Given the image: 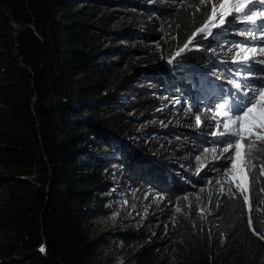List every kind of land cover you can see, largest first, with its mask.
<instances>
[{"label":"trees","instance_id":"16d2710c","mask_svg":"<svg viewBox=\"0 0 264 264\" xmlns=\"http://www.w3.org/2000/svg\"><path fill=\"white\" fill-rule=\"evenodd\" d=\"M85 1L0 0V264H103L101 254L110 251L109 240L90 238V222L107 213L100 194L115 155L107 136L133 133L116 101V52L105 45V13ZM215 2L154 0L150 9L172 24L183 46ZM202 35L182 64L226 74L206 55L219 39ZM196 144L188 150L202 159V173L186 175L192 185L145 178L146 167L132 170L139 189L156 190L164 211L179 213L173 236L137 238L130 264H165L169 251L177 264H262L264 152L254 148L249 161L243 148L245 202L239 180L212 188L208 170L221 162L210 158L207 138ZM209 223L223 236L213 238Z\"/></svg>","mask_w":264,"mask_h":264},{"label":"rangeland","instance_id":"374dc122","mask_svg":"<svg viewBox=\"0 0 264 264\" xmlns=\"http://www.w3.org/2000/svg\"><path fill=\"white\" fill-rule=\"evenodd\" d=\"M90 4L93 9L105 13V25L101 27L105 45L116 52L111 67L115 83L120 86L116 101L119 111L125 115V121L129 123L130 117L133 134L107 136L114 144L111 152L115 154L111 169L105 176L107 191L100 194L107 199V213L93 218L89 235L91 239L109 240L110 251L100 257L103 264H130L139 246L137 238L151 235L161 242L163 237L173 236L179 213L172 209L165 212L156 190L139 189L137 175H133L132 170L146 167L145 178L165 176L174 182L176 179L178 183L191 184L186 175L199 178L202 172L198 174L197 170L202 159L192 157L188 147L196 146L204 137L213 143L210 158L221 162L208 170L207 180L212 188L221 190L229 180H239L248 193L245 165L243 173L226 176L225 180L221 178L226 163L222 157L232 155V150L222 152L221 142L228 138L227 133H211L216 131L214 125L217 120L221 123L224 120V117L214 118L213 115L220 94L216 89L232 88L228 83L230 70L238 67L229 62L232 53L228 49L237 43L247 44L251 38L238 34L237 30L245 27L243 23L233 24L229 31H223L229 28L232 16L226 18L224 25L212 29L213 35L209 38L219 41L216 44L213 40L215 44L210 46L206 55L217 67L227 69L226 74L219 75L210 66L202 68L182 64L183 55L190 50H185L171 64L168 63L182 46L177 44L172 24L161 21L151 11L154 0L85 1V5ZM216 33L221 35L216 36ZM193 46L195 43L189 47L194 51L198 49ZM253 55L249 53V62ZM249 82L259 83L258 80ZM211 84H214L212 91ZM197 115L200 125L195 124ZM219 131L224 132L222 126ZM204 217L205 213L201 210L199 221ZM200 225H203L202 222ZM209 229L215 239L224 234L218 224L213 223ZM169 244H173L171 240ZM159 249L163 252L162 247ZM165 264H177L176 252L167 253Z\"/></svg>","mask_w":264,"mask_h":264},{"label":"snow or ice","instance_id":"6c2138e0","mask_svg":"<svg viewBox=\"0 0 264 264\" xmlns=\"http://www.w3.org/2000/svg\"><path fill=\"white\" fill-rule=\"evenodd\" d=\"M207 3L209 0H197L198 5ZM204 15L206 22L196 29L192 37L176 51L168 63L171 64L172 60L185 50H193L189 46L197 35L203 34L202 39L213 35L212 29L224 25L229 16L233 18L228 22L229 28L223 31H229L233 24L243 23L245 27L237 30L238 34L251 38L247 44L237 43L228 49L232 53L229 62L237 64L238 67L230 70L231 78L228 83L232 86V90H220L217 110L213 114L214 118L224 117V120L222 123L217 120L214 125L216 131L211 134L227 133L228 138L221 142L222 152L227 153L232 150V155L222 157L226 161L223 166L225 172L221 173L223 178L244 172L245 153L242 152V148L248 149L246 155L249 161L252 159L254 148L264 152V147L258 146V144L264 145V0H216ZM220 35L221 33H216V36ZM257 41L260 43L257 44ZM249 53L254 54L251 62H249ZM256 56L261 58L257 59ZM257 65L261 67L257 68ZM252 80H258L259 83L249 82ZM200 123V117L195 116V124L200 125ZM221 126L224 132L219 131ZM246 138L247 142L244 143ZM236 187L243 196V200L247 202L248 197L244 195L245 187L239 182L236 183ZM249 212H251V206ZM248 222L251 225V216ZM261 238L264 239V237ZM40 251L43 252L45 249L42 247Z\"/></svg>","mask_w":264,"mask_h":264},{"label":"bare ground","instance_id":"6f19581e","mask_svg":"<svg viewBox=\"0 0 264 264\" xmlns=\"http://www.w3.org/2000/svg\"><path fill=\"white\" fill-rule=\"evenodd\" d=\"M213 87H214V84H211V85H210V91H212V88H213ZM206 90H208V88H207ZM220 90H221V89H216L217 93H219Z\"/></svg>","mask_w":264,"mask_h":264}]
</instances>
